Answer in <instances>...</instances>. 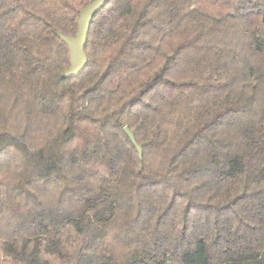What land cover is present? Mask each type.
Segmentation results:
<instances>
[{
  "label": "trees",
  "instance_id": "obj_1",
  "mask_svg": "<svg viewBox=\"0 0 264 264\" xmlns=\"http://www.w3.org/2000/svg\"><path fill=\"white\" fill-rule=\"evenodd\" d=\"M92 1L0 0V264H264V0H105L65 77Z\"/></svg>",
  "mask_w": 264,
  "mask_h": 264
},
{
  "label": "water",
  "instance_id": "obj_2",
  "mask_svg": "<svg viewBox=\"0 0 264 264\" xmlns=\"http://www.w3.org/2000/svg\"><path fill=\"white\" fill-rule=\"evenodd\" d=\"M105 0H93L87 4L79 13L78 28L75 36L67 37L61 35L62 41H64L69 51V64L70 66L64 71L65 77L77 76L83 68L86 66L87 58L84 52L89 27L91 24L92 16L103 6ZM124 132L129 137L132 144L135 146L139 160L141 161V148L136 143L134 136L128 130L126 126L123 127Z\"/></svg>",
  "mask_w": 264,
  "mask_h": 264
}]
</instances>
